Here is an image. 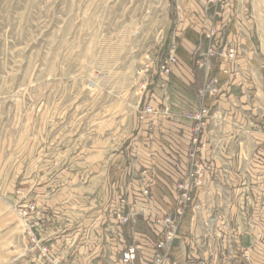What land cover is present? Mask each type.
I'll list each match as a JSON object with an SVG mask.
<instances>
[{"label":"crops","instance_id":"obj_1","mask_svg":"<svg viewBox=\"0 0 264 264\" xmlns=\"http://www.w3.org/2000/svg\"><path fill=\"white\" fill-rule=\"evenodd\" d=\"M196 1L191 0L189 8L181 10V23L168 32L164 49L155 51L150 85L138 100L134 122L125 130L128 134L119 133L122 124L117 130L104 125L103 134L99 128L97 137L94 132L84 144L72 145V157L66 163L74 162L54 174L65 182L50 195L44 188L34 189L30 182H24L25 205L39 206L34 222L41 245L67 264H122L126 232L116 217L120 197L135 198L136 210L151 207L165 214L175 206L173 178L165 163L178 162L181 170L187 166L193 125L190 113L203 82L192 52L196 47L208 48L204 34L212 29L217 33L212 44L234 48L236 58L217 63L220 91L209 101L212 118L206 130L211 178L196 195L195 208L182 220L172 260L167 264H218L220 258L222 264H228L238 256L247 264V253L254 264L263 263L260 235L250 228L256 221L250 212L255 207L252 196H264V184H255L264 178V155L255 152L264 148V64L256 42L254 0H219L217 5ZM173 44H178V64L166 86L160 66ZM147 106L154 112L144 114ZM257 137L263 139L256 142ZM131 148L134 154L130 158L127 150ZM130 160L134 171L128 173ZM154 168L158 176L151 188L153 202L148 206L140 198L142 181L149 183ZM261 199L264 210V197ZM244 207L246 213L240 215ZM141 219L126 230L136 232L140 240L141 253L135 264H151L156 236ZM243 219L246 227H242ZM21 233L18 242L23 253L14 264H43L40 252L29 249L23 227ZM219 242L223 244L221 255Z\"/></svg>","mask_w":264,"mask_h":264},{"label":"rangeland","instance_id":"obj_2","mask_svg":"<svg viewBox=\"0 0 264 264\" xmlns=\"http://www.w3.org/2000/svg\"><path fill=\"white\" fill-rule=\"evenodd\" d=\"M190 1L0 0V264H14L23 253L17 211L27 202L24 182L50 195L65 182L55 175L74 162L66 163L72 145L97 137L99 128L103 134L104 125L122 124L119 133L128 134L150 85L154 53L164 49ZM254 14L264 64V0H254ZM261 149L256 154L264 155ZM133 167L130 160L128 173ZM255 184L263 186L264 178ZM252 197L250 228L264 248V196ZM230 262L242 264L240 256Z\"/></svg>","mask_w":264,"mask_h":264},{"label":"built area","instance_id":"obj_3","mask_svg":"<svg viewBox=\"0 0 264 264\" xmlns=\"http://www.w3.org/2000/svg\"><path fill=\"white\" fill-rule=\"evenodd\" d=\"M219 0H209V4L217 5ZM216 31L206 30L205 38L208 48L196 47L192 52L193 60L196 67L203 73L202 85L196 90V102L190 117L193 125L189 130L190 134V150L188 151V162L184 170L180 169L178 162L167 161V168L173 178V187L176 193V204L171 211L161 214L158 210L151 207H142L139 210L134 209L136 199L122 196L118 199L116 209V217L118 225L126 232L123 241L124 250L121 253L122 264H135L141 253L140 240L136 232H128L126 228L129 225L137 226L141 218L147 222V228L151 229L156 236V240L152 243L153 257L151 264H167L172 260V252L174 243L178 237L182 220L188 211L194 205L195 197L198 192L205 187L211 178L210 163L206 157L207 151V125L212 118L209 101L216 99L219 95L218 80L215 76L217 63L222 60L233 62L236 58V50L224 45L214 46L213 40L216 37ZM178 44H173L167 59L161 64L160 69L165 76V84L168 86L173 69L178 64L177 57ZM166 97L167 94H166ZM168 99V98H166ZM154 109L147 106L144 114L153 113ZM147 172H144V175ZM152 178L149 183L142 181V190L140 198L143 203L150 206L152 200V186L155 185L158 173L154 168ZM138 201V199H137ZM131 202H134L133 204ZM39 207L36 203L24 205L17 214L22 220L24 235L30 250L40 252L43 257V264H67L59 257L51 255L50 251L41 245V240L35 233L36 224L34 217L38 213ZM129 234V236H128ZM143 237H146L143 234ZM148 239V238H147ZM245 261L247 264H253L252 256L246 254ZM264 264V260L263 263Z\"/></svg>","mask_w":264,"mask_h":264}]
</instances>
